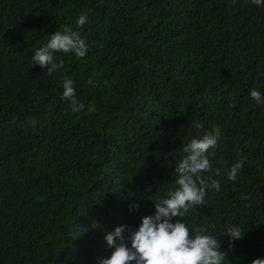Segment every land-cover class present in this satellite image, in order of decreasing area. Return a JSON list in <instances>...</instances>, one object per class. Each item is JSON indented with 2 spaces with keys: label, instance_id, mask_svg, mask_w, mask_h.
Returning <instances> with one entry per match:
<instances>
[{
  "label": "trees",
  "instance_id": "1",
  "mask_svg": "<svg viewBox=\"0 0 264 264\" xmlns=\"http://www.w3.org/2000/svg\"><path fill=\"white\" fill-rule=\"evenodd\" d=\"M65 26L88 52H55L63 67L47 74L32 57ZM65 77L79 112L61 99ZM253 89L264 97V4L0 0V264L108 258L105 233L153 215L177 188L183 145L214 126L223 135L201 176L220 191L208 188L183 221L217 236L228 264L264 258V103ZM229 225L245 231L231 248Z\"/></svg>",
  "mask_w": 264,
  "mask_h": 264
},
{
  "label": "clouds",
  "instance_id": "2",
  "mask_svg": "<svg viewBox=\"0 0 264 264\" xmlns=\"http://www.w3.org/2000/svg\"><path fill=\"white\" fill-rule=\"evenodd\" d=\"M252 3L260 6L264 0H252ZM86 23L87 13H82L76 21V27L82 29ZM55 52H72L77 58H83L88 52V45L78 31L65 26L62 31L53 33L45 46L35 51L32 61L45 69L47 74H51L63 67V61L54 62ZM89 83L93 81L89 80ZM250 96L257 104L264 103V97L259 91L251 90ZM61 99L69 102L74 112L84 108V104L78 101L74 81L69 77L63 80ZM30 123L34 126L36 122L32 120ZM195 127L201 129L203 125L197 123ZM222 135L221 128L214 126L201 138H192L183 145L185 155L175 168L177 188L170 191L167 197L157 198L153 204L154 214L143 216L135 230L120 225L105 233L106 246L113 251L108 258H101L98 264H228L227 252L221 250L217 236L206 234L203 227H197L193 236L183 221L191 208L204 205L208 188L220 191L219 181L211 177L206 180L201 173L212 170L210 150L217 147ZM244 163L245 160L241 158L232 165L227 179L235 183ZM215 174H220L218 169ZM138 208L139 204L130 205L132 210ZM175 217L182 220L174 221ZM227 233L231 248L236 240L243 237L245 231L239 226L229 225ZM251 264H264V258L253 259Z\"/></svg>",
  "mask_w": 264,
  "mask_h": 264
}]
</instances>
